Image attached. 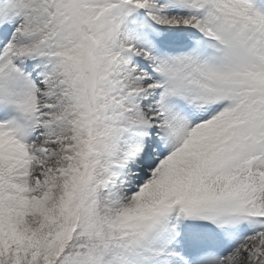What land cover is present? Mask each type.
<instances>
[{
    "label": "snow or ice",
    "instance_id": "snow-or-ice-1",
    "mask_svg": "<svg viewBox=\"0 0 264 264\" xmlns=\"http://www.w3.org/2000/svg\"><path fill=\"white\" fill-rule=\"evenodd\" d=\"M0 264H264V0H0Z\"/></svg>",
    "mask_w": 264,
    "mask_h": 264
}]
</instances>
